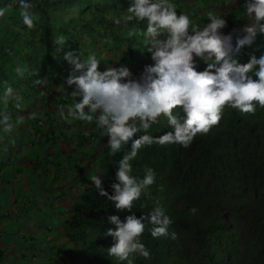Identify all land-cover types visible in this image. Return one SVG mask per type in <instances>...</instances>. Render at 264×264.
I'll list each match as a JSON object with an SVG mask.
<instances>
[{"label": "trees", "instance_id": "trees-1", "mask_svg": "<svg viewBox=\"0 0 264 264\" xmlns=\"http://www.w3.org/2000/svg\"><path fill=\"white\" fill-rule=\"evenodd\" d=\"M27 2L32 5L29 11L38 17L32 29L23 23L20 0H0V8L7 9L5 15L0 16V120L8 115L13 128L19 129L5 132L0 125V147L10 146L7 159L4 155L0 158L3 169L18 154L21 146H14L19 141L16 136H22L25 127L38 134L42 131L41 123L55 118V111L63 108L68 116L69 107L64 106L76 102L70 95L75 85L68 86L66 81L70 74L81 73L74 72V66L63 59L64 51L79 50L83 60L94 53L101 60L99 70L124 66L132 73L131 78L137 80L146 66L155 63L147 61L151 53H143L145 42L140 33L146 29V22L138 24L133 20L119 26L113 22L128 14L127 8L133 0ZM170 2L176 5L178 14L191 16L194 24L203 27L209 22L208 18L197 17L200 5L194 7L190 2L189 10L185 0ZM227 2L223 0L222 4ZM246 2L234 0L233 7L219 15L227 21V26L220 31L224 35L232 34L233 46L237 37L245 35L243 28L249 23ZM102 7L107 15L102 14ZM9 11L12 13L8 15ZM129 31H136V34L129 36ZM59 36H63L66 43L65 49L57 52L54 38ZM262 55L264 33L257 32L253 43L234 52L233 58L239 64H246L253 56L258 59ZM115 56L117 58L113 59ZM194 59L198 71H203L211 62L199 57ZM18 68L23 75L17 73ZM249 75L258 79L254 72ZM37 79L42 82L38 84ZM58 82L63 83L65 101L55 99ZM8 88L13 90V95H5ZM17 103L21 105L19 109L15 106ZM175 112L183 121L180 109ZM68 118L81 127L84 123L95 124V121L88 123ZM62 120L70 123L65 116ZM172 130L167 118L161 115L148 134L160 136ZM88 133L92 135V131ZM141 134L137 133V137ZM29 137L27 133L25 138ZM102 140L100 170L95 176H100L105 190L112 195L111 185L118 182V162L131 150V142L111 155L108 137L105 135ZM130 163V174L137 178H143L146 168L153 169L154 184L133 202L131 210H118L113 201L99 195L91 177L84 178L78 197L65 218L67 240L76 243L78 253L77 258L69 263L66 260V264H128L108 254L115 240L106 233L116 228L109 217L118 216L123 222L128 215L140 217L156 207L162 208L173 221L169 235L154 238L151 230L155 226L145 220L140 240L150 251V257L145 259L131 254L132 264H264V107L257 104L254 114L225 107L219 123L207 134H197L187 148L179 144L145 145ZM173 232L175 239L171 238ZM3 253L0 247V264Z\"/></svg>", "mask_w": 264, "mask_h": 264}, {"label": "clouds", "instance_id": "clouds-1", "mask_svg": "<svg viewBox=\"0 0 264 264\" xmlns=\"http://www.w3.org/2000/svg\"><path fill=\"white\" fill-rule=\"evenodd\" d=\"M31 7L27 0H20V15L29 29L35 27L34 21L38 19L29 11ZM245 10L249 23L243 28L245 35L237 37L233 46L232 34L224 35L220 31L227 26L224 17L209 12V22L200 27L188 14H178L170 0H133L127 8L128 14L113 22L117 26L133 20L138 24L146 22V29L140 34L155 63L146 66L138 80L132 79V73L124 66L99 70L101 60L94 53L83 60L79 50L63 52V59L74 66V72L81 73L70 74L66 81L68 86L75 85L70 95L76 101L68 108V117L88 123L95 121L108 137L111 155L131 142V150L118 162V182L111 185L114 194L109 195L105 190L100 176L91 177L99 195L113 201L116 209L131 210L133 202L155 182L156 175L151 168L144 170L143 178L130 174V162L143 146L179 144L187 148L197 134H207L219 123L225 107L251 114L255 113L257 104L264 107V55L258 59L253 56L246 64H239L233 58L234 52L253 43L257 32L264 33V0H247ZM6 11L0 8V16ZM135 34L136 31L128 33ZM54 42L57 52L65 49L63 36L55 37ZM195 57L211 62L203 71H198ZM252 72L258 79L249 75ZM17 73L23 75L19 68ZM41 82L37 79L38 84ZM5 95H13V90L8 88ZM15 106L21 107L19 103ZM176 109L184 114L183 121ZM60 115L64 116L63 108ZM161 115L173 130L160 136L148 134ZM0 125L5 132H11L14 127L8 115L0 120ZM137 133L143 134L137 137ZM109 220L116 228L106 233L115 240L108 254L128 264H132L131 254L150 257V251L140 240L145 220L155 226L151 230L154 238L167 237L173 223L160 207L140 217L128 215L123 222L115 215ZM171 238H176L174 232Z\"/></svg>", "mask_w": 264, "mask_h": 264}, {"label": "rangeland", "instance_id": "rangeland-1", "mask_svg": "<svg viewBox=\"0 0 264 264\" xmlns=\"http://www.w3.org/2000/svg\"><path fill=\"white\" fill-rule=\"evenodd\" d=\"M222 1L203 3L198 9L197 17L208 18L209 12L220 15L233 7L234 0H228L226 4H222ZM190 2L196 7L200 0L188 1L189 10ZM10 13L12 11L8 15ZM201 23L205 24V21ZM5 35H8L7 30ZM143 45V53L146 54L149 51L145 43ZM147 61L152 62L151 54ZM58 84L55 87V99L61 101L66 98V94L62 91L63 83ZM64 116L71 125L65 129L68 135L72 133L69 140L71 148L65 151L66 147L55 145L54 163L50 156H47L50 162L48 165L45 159L36 158V153L32 157L39 147L29 137L24 139L18 151L20 155L28 154L25 160L19 159V163L13 164L9 160L4 169L0 166V247L4 249L1 264H66V260L69 263L78 257L76 243L67 240L65 218L70 213L73 200L78 197V189L84 183L83 179L95 176L100 170L99 146L102 145L105 134L96 123L90 126L84 123V127H81L70 121L66 113ZM18 130L13 128L12 131ZM88 131H92V135ZM72 148L81 151L74 152ZM64 153L68 154L69 159L62 155ZM60 156L65 158L62 157L61 160L67 166L66 173L61 171L59 180H55V172L57 174V166L61 162L57 157ZM16 166L20 171L12 173L11 170ZM49 168L53 171L48 172ZM36 178L40 183L34 181Z\"/></svg>", "mask_w": 264, "mask_h": 264}, {"label": "crops", "instance_id": "crops-1", "mask_svg": "<svg viewBox=\"0 0 264 264\" xmlns=\"http://www.w3.org/2000/svg\"><path fill=\"white\" fill-rule=\"evenodd\" d=\"M196 2H197V0H196ZM198 3H199L198 4V6H199V5L203 4L204 2L200 1ZM103 8L104 7H102V11H103L102 14H106L107 15L108 13L106 11H104ZM54 116H55V118L51 122L49 121L47 123H41L42 131H39L38 134H33V131H31L30 127H25L26 130L24 131V129H23L24 133L21 134L22 136H16L17 138H19L18 139L19 141L17 143H15L14 146L18 145L19 147L20 146L22 147V140L25 138V135L28 133L30 135V137H31L30 140L33 142L34 139H35V141L37 142V148L39 147V150H36L32 157H34V155L36 153L35 157L36 158H40L41 157V159L43 158V160L45 159V162H47L46 164L48 165V163H50V162H49V159H48L47 156H50L51 159H52L51 162L54 163L55 162V145H58L60 147H63V146L66 147L65 151H67L69 147L71 148V145L69 144V140L72 138V135H71L72 133H70V135H68L67 132L65 131V129L70 128V126H71L70 123L64 122L62 120L64 116H61L60 115V111H58V110L55 111ZM48 130H50V132H48ZM42 138H45V140H43ZM13 144L14 143H12L11 145H13ZM21 147H20V149H21ZM7 148L9 149L10 146L7 145L6 147H4V145H3V146L0 147V158H2V156L4 155L6 157V159H7V157H8ZM72 150L74 152H80L81 151V150H77V149H73V148H72ZM18 154L16 155V157L13 160L12 164L15 163V162L19 163L20 162L19 159L21 161H24L26 155L28 156V154H23V153L21 155L19 154V156H18ZM57 154L58 153H56V155ZM62 155L63 156H67V158L69 159V156H68L67 153H64ZM29 156H30V154H29ZM63 156H60V157H57V158H60V160H61V158ZM38 160L39 159H37V161ZM36 165H38V164H36ZM66 167H67L66 164L62 163V160H61V162H59V166H57V174L55 172V180H59L60 175H61V173H60L61 171L64 170V172L66 173ZM19 171L20 170H19L18 166L14 167V169L11 170L12 173H16V172H19ZM52 171H50V168H49L48 172H52ZM34 181L37 182V183H40V181L37 180V178L34 179Z\"/></svg>", "mask_w": 264, "mask_h": 264}]
</instances>
